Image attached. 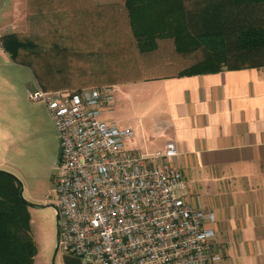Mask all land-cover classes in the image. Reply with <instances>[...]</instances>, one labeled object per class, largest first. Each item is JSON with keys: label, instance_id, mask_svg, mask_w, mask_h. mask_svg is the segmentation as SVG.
<instances>
[{"label": "built area", "instance_id": "obj_1", "mask_svg": "<svg viewBox=\"0 0 264 264\" xmlns=\"http://www.w3.org/2000/svg\"><path fill=\"white\" fill-rule=\"evenodd\" d=\"M115 86L27 91L59 136V252L87 264H217L213 213L191 207L175 143L142 152L111 119Z\"/></svg>", "mask_w": 264, "mask_h": 264}, {"label": "crops", "instance_id": "obj_2", "mask_svg": "<svg viewBox=\"0 0 264 264\" xmlns=\"http://www.w3.org/2000/svg\"><path fill=\"white\" fill-rule=\"evenodd\" d=\"M14 6L0 0V38L16 19ZM183 70L123 82L144 97L137 128L126 125L133 147L176 144L187 203L215 216L206 228L215 231L217 264H264V66L180 76Z\"/></svg>", "mask_w": 264, "mask_h": 264}, {"label": "trees", "instance_id": "obj_3", "mask_svg": "<svg viewBox=\"0 0 264 264\" xmlns=\"http://www.w3.org/2000/svg\"><path fill=\"white\" fill-rule=\"evenodd\" d=\"M26 4L31 16L74 13L70 43L78 48L53 45L46 55L30 37L9 33L0 38L11 60L28 66L35 62L42 75L54 72L49 59L65 62L79 56L83 46L93 49L99 43L111 48L123 36L136 45L140 55L167 45L179 56H200L180 76L264 66V0H122L102 5L89 0H26ZM89 33L94 40H86ZM120 81L115 82H126ZM46 83L40 85L47 91ZM19 191V181L0 171V264H33L38 252L29 207Z\"/></svg>", "mask_w": 264, "mask_h": 264}, {"label": "rangeland", "instance_id": "obj_4", "mask_svg": "<svg viewBox=\"0 0 264 264\" xmlns=\"http://www.w3.org/2000/svg\"><path fill=\"white\" fill-rule=\"evenodd\" d=\"M89 1L94 5H102L122 0ZM11 11L15 12L16 19L10 22L11 26L5 33H14L24 39L30 37L45 54H48L53 45L72 49L77 47L70 43L72 28L69 27L74 20V13L71 11L57 15L49 12L30 15L26 20V0H15ZM90 25L93 28L94 24ZM90 34L92 33L87 34L86 40H94L95 36ZM123 37L116 45L111 46L113 52L106 51L107 48L111 49L110 46L105 49L104 44L99 43L98 48L80 47L81 54L72 56L71 60L65 62L48 58L49 67L55 68V73L49 71V74L43 75L35 62H30L31 66L25 69L5 64L10 57H0V171L11 174L19 181L25 201L34 205L53 204L59 156V136L49 112L43 103L30 101L27 91L36 88L44 90L40 85L44 82H47V91H79L84 88L115 86V106L111 119L120 126L131 125L136 129L137 120L142 117L139 105L144 97L135 88L122 85L121 81L138 76L174 73L195 64L200 57L179 56L174 53L172 46L167 45H158L157 52L150 55H140L136 45ZM1 48L5 52L2 45ZM11 62L20 64L19 61ZM8 69L13 70L11 75L8 74ZM6 76L10 78V82H3ZM116 80H121V83L115 82ZM28 212L31 233L38 250L33 264H87L61 252H58L53 263L55 213L50 208H29Z\"/></svg>", "mask_w": 264, "mask_h": 264}, {"label": "water", "instance_id": "obj_5", "mask_svg": "<svg viewBox=\"0 0 264 264\" xmlns=\"http://www.w3.org/2000/svg\"><path fill=\"white\" fill-rule=\"evenodd\" d=\"M19 196L21 200L29 207V208H34V209H45V208H50L54 211L55 213V220H56V239H55V249H54V254H53V263L55 261V257L57 256L59 252V215L57 213V209L54 204H43V205H34L31 204L27 201H25L22 197V187L20 185V191H19Z\"/></svg>", "mask_w": 264, "mask_h": 264}]
</instances>
